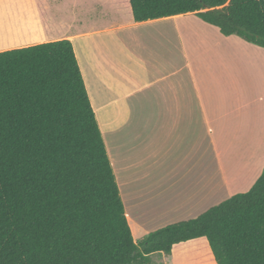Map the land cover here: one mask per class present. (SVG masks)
<instances>
[{"label": "crops", "instance_id": "obj_1", "mask_svg": "<svg viewBox=\"0 0 264 264\" xmlns=\"http://www.w3.org/2000/svg\"><path fill=\"white\" fill-rule=\"evenodd\" d=\"M62 1L0 0V52L70 41L132 237L247 192L264 167V105L250 102L264 77L241 67L251 45L195 14L135 23L126 0ZM110 14L130 18L88 23Z\"/></svg>", "mask_w": 264, "mask_h": 264}, {"label": "trees", "instance_id": "obj_2", "mask_svg": "<svg viewBox=\"0 0 264 264\" xmlns=\"http://www.w3.org/2000/svg\"><path fill=\"white\" fill-rule=\"evenodd\" d=\"M135 23L195 14L264 48V0H126ZM204 239L264 264V167L251 188L135 243L69 40L0 52V264H150Z\"/></svg>", "mask_w": 264, "mask_h": 264}, {"label": "rangeland", "instance_id": "obj_3", "mask_svg": "<svg viewBox=\"0 0 264 264\" xmlns=\"http://www.w3.org/2000/svg\"><path fill=\"white\" fill-rule=\"evenodd\" d=\"M113 2L116 5H120V9L123 10V7L120 1L115 0ZM64 5V10H68L69 12L72 9H84L88 10L93 5L95 7L99 6L101 11H105V8L101 5L102 3L100 0H68L62 1ZM77 6V7H76ZM125 17H129L130 15L125 16H115L114 14L102 16L101 18H93L88 23L91 26L98 27L102 25H110L115 24L121 20H124ZM251 45V50L249 51L250 56L248 60H244L241 62V67L244 69L249 67L250 72L259 71L260 80L264 77L263 74V63H264V48L257 47L255 45ZM262 54L261 55V52ZM245 54V51H244ZM235 67L237 68V62L235 61ZM259 101L258 106L261 108L264 105V92L261 89H257L255 92L251 91L250 93V102L253 107L254 101ZM252 117H253V110H252ZM260 116V122L262 120V111L258 114ZM225 201V200H224ZM223 202V201H222ZM221 203V202H220ZM219 203V204H220ZM133 238L136 243L140 242L144 237L139 235L138 233H133ZM142 238V239H141ZM150 264H215L213 260V256L208 248L206 240L198 239V240H191L185 243L177 244L173 247L172 252L170 255H164L162 253H155L149 255Z\"/></svg>", "mask_w": 264, "mask_h": 264}]
</instances>
